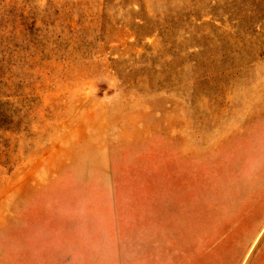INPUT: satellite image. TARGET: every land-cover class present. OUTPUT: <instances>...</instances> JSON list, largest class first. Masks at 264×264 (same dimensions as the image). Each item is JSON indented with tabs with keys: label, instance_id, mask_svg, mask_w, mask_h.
<instances>
[{
	"label": "rangeland",
	"instance_id": "obj_1",
	"mask_svg": "<svg viewBox=\"0 0 264 264\" xmlns=\"http://www.w3.org/2000/svg\"><path fill=\"white\" fill-rule=\"evenodd\" d=\"M262 139L264 0H0V264H264Z\"/></svg>",
	"mask_w": 264,
	"mask_h": 264
},
{
	"label": "bare ground",
	"instance_id": "obj_2",
	"mask_svg": "<svg viewBox=\"0 0 264 264\" xmlns=\"http://www.w3.org/2000/svg\"><path fill=\"white\" fill-rule=\"evenodd\" d=\"M264 139L261 140V142H263ZM251 152L254 154V158L256 159V161H258L261 165H262V157H263V154H264V144L263 145H253V147L251 148ZM242 164L241 163H236L235 162H230V163H227L226 166H223L222 163H218V167L217 169H223V168H226L230 171L229 173V177L230 175H232V172L234 170L235 167H240Z\"/></svg>",
	"mask_w": 264,
	"mask_h": 264
}]
</instances>
